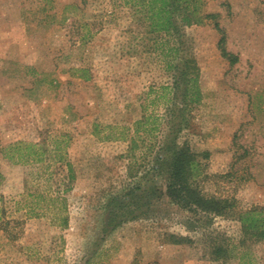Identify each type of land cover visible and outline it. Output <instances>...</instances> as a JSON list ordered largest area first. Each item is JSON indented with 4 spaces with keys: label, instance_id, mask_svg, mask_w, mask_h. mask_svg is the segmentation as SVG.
<instances>
[{
    "label": "rangeland",
    "instance_id": "374dc122",
    "mask_svg": "<svg viewBox=\"0 0 264 264\" xmlns=\"http://www.w3.org/2000/svg\"><path fill=\"white\" fill-rule=\"evenodd\" d=\"M205 1L218 19L177 39L127 0H0V264H264V239L239 220L166 194L159 147L180 130L205 193L264 208V0ZM187 58L203 93L188 106L171 91ZM151 114L159 128L140 131L133 153L135 123ZM19 142L44 160L10 159ZM218 245L229 254L215 260Z\"/></svg>",
    "mask_w": 264,
    "mask_h": 264
},
{
    "label": "trees",
    "instance_id": "16d2710c",
    "mask_svg": "<svg viewBox=\"0 0 264 264\" xmlns=\"http://www.w3.org/2000/svg\"><path fill=\"white\" fill-rule=\"evenodd\" d=\"M205 2V0H127V3L132 4L142 13L144 19L150 24L153 33L170 34L177 39L186 26L203 25L207 20L218 19V14H206L204 12ZM216 27L223 32L219 23H216ZM226 40V35L223 33L219 41V47L222 55L232 65H235L240 58L227 49ZM172 52L179 56L181 49L175 46ZM177 68L179 76H176L175 85L171 87L174 96L181 90L186 106L200 104L203 93L200 85V71L196 60L187 58L184 60V66ZM84 72L89 74L87 70H84ZM88 74L84 77L86 80L91 78ZM167 108L170 111L174 110V104L172 107L169 105ZM159 120V117L151 114L149 116L144 115L142 119L135 123V137L131 139V151L133 153L139 148L137 139L140 136H138L139 132L145 130L148 135L153 134L159 128ZM147 124L151 127L145 129ZM180 132V130L173 131L170 136L166 137L163 145L159 147L162 164L169 163L170 160L166 194L171 201L190 212L236 218L242 223L245 234L264 239V208L243 209L235 197H222L205 193L200 188L198 181L201 176L199 155L188 143L179 140ZM43 149L38 143L26 144L19 142L7 147L6 151L10 153L9 158L13 161L28 162L31 159L43 161L45 155ZM57 157L64 160L60 155H57ZM68 166L71 172L72 164L68 163ZM70 176L72 178V175ZM3 179L4 176L0 172V184ZM64 201L66 202V200ZM63 209H67L66 203H64ZM69 222V216L62 217L63 227H67ZM173 242L181 244L185 241L183 238L173 236ZM227 254H229V250L225 246L218 245L215 247L214 259L220 260L225 258Z\"/></svg>",
    "mask_w": 264,
    "mask_h": 264
}]
</instances>
